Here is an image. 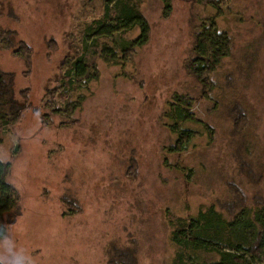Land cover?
Here are the masks:
<instances>
[{
	"label": "rangeland",
	"instance_id": "374dc122",
	"mask_svg": "<svg viewBox=\"0 0 264 264\" xmlns=\"http://www.w3.org/2000/svg\"><path fill=\"white\" fill-rule=\"evenodd\" d=\"M141 1L153 37L125 68L129 78L122 67L94 56L90 44L88 59L96 60L99 77L66 95L71 100L85 96L74 116L78 122L58 125L60 117L45 124L46 87L28 81L31 108L17 123L0 129L9 175L27 187L23 198L38 191L47 195L54 211L39 214L37 201L34 214L21 210L7 216L0 253L8 259L17 248L34 264H105L110 255L123 256L124 251L130 256L118 264H171L178 251L171 239L173 220L195 216L210 205L229 216L240 200L264 203V0L219 1V25L229 32L232 49L211 76L209 93L186 68L197 20L215 12L209 0H174L168 21L160 17L161 0ZM16 6L23 19L15 15L20 22L10 26L13 41L27 38L36 60L33 75L47 70L54 79L61 75L65 55L74 53L73 33L78 36L80 24L104 12V0H16ZM1 12L0 29L18 10L0 0ZM139 33L136 28L125 36L134 39ZM101 42L113 45L109 38ZM14 59L19 65L15 72L31 70L20 57ZM175 91L193 95V111L203 123L187 124L199 132L187 148L183 137L176 150H169L178 135L164 116ZM57 96L55 104L64 105L66 98ZM67 182L73 194L88 199L92 214H59L58 199ZM91 227L92 242L85 243ZM42 234L56 244L49 248ZM75 241L84 243L80 247Z\"/></svg>",
	"mask_w": 264,
	"mask_h": 264
},
{
	"label": "trees",
	"instance_id": "16d2710c",
	"mask_svg": "<svg viewBox=\"0 0 264 264\" xmlns=\"http://www.w3.org/2000/svg\"><path fill=\"white\" fill-rule=\"evenodd\" d=\"M7 1L11 8L18 12L16 14L11 12L6 22L8 26L0 29V53H4L5 56H3V61L0 57V129L3 125L7 127L17 123L31 108L29 106L31 103H27L26 99L29 92L28 81L33 82L35 86L39 85V87L42 81V85L46 87L42 98L44 104L41 107L47 113H44L43 117L45 124L55 123L57 119L60 120V117L62 119L58 125L65 126L72 122H78V118L75 120L74 116L81 108L85 96L81 94L78 96L79 99L71 100L72 96L66 98V95L73 94L77 89H84L99 77L96 60L88 59L89 45L95 47L94 56L99 54L111 66L122 67V75L129 78L130 74L125 72V68L135 62L139 50L148 46L153 37V25L143 11L141 0H104L102 16L83 23V25L80 24L78 36L75 35V32L73 33L76 38L73 44L75 50L73 54L65 55L60 66V77L54 79L50 75L46 76L50 72L47 70L33 75L32 69L36 62L33 57L34 48L26 40L27 38L13 41L10 29L12 24L20 22L15 15L18 14L22 17L23 11L16 6V0ZM161 1L160 17L162 20L168 21L174 14V0ZM219 1H207L215 12L206 16L200 15L197 20L195 32L192 34L191 51L193 54L190 55L191 57L186 63V68L203 86L204 93H209L207 91L212 89L211 76L222 67L223 60L231 54L232 49L229 32L219 25L218 17L222 9ZM2 19L5 18L1 12L0 20L4 22ZM136 28L140 29L139 35L134 39H128L125 36L126 33ZM102 38H109L113 45L102 43ZM99 48H101L100 51ZM18 57L31 67L32 71L29 68L26 72H15L14 68L19 65L14 58ZM47 61L50 64L54 60L51 58ZM30 71L33 76L31 74L29 76ZM35 76L38 77L36 83ZM56 95H58L57 99L66 98L64 105L57 106L55 104ZM194 100L195 98L189 91H175L169 97L164 117L168 120L170 130L178 135L169 150H176L180 138L183 137L187 139V142L183 144V149L187 148L199 133L187 126L190 122L203 123L193 111ZM204 126L208 128V131L212 130L206 123ZM2 143L0 132V237H5L7 234L6 220L9 214L21 210L24 211V214L30 212L34 214L36 209L33 207L37 206V201L40 202L39 214H54V211L49 209V200L45 198L47 195L40 196L38 191L31 197L26 194V199L23 198L27 187L17 184L11 179L9 175L11 162L5 157L3 158ZM65 186L66 193L58 199L59 214L64 216L92 214L91 210L87 208L88 199H83L81 194L79 196L73 194L71 188L74 186H71V183L67 182ZM80 201L83 205L80 204ZM239 203L229 216L217 209L215 205H210L195 216L173 220L171 239L178 251L171 264H264V203L248 205L242 203L241 200ZM87 231V237L90 236V239L85 238V243L92 242L94 228L91 227ZM112 233L113 230L109 229V234ZM45 236L43 235L44 238L41 240L45 241L49 248L56 244L54 242L51 245L48 242V240H52V236L47 235L48 240ZM53 237L56 240L55 236ZM111 239L114 242V238L111 237ZM83 243V241L81 243L75 241L74 245L80 246ZM74 245L72 250L79 251ZM42 249H40V253L43 252ZM123 253L126 255L122 256L118 252L113 256L110 255L111 257L106 258L105 264H118L120 258L130 256V252L123 251ZM0 264H11V259L4 256V258H0Z\"/></svg>",
	"mask_w": 264,
	"mask_h": 264
},
{
	"label": "clouds",
	"instance_id": "9594fccd",
	"mask_svg": "<svg viewBox=\"0 0 264 264\" xmlns=\"http://www.w3.org/2000/svg\"><path fill=\"white\" fill-rule=\"evenodd\" d=\"M7 232V230H6ZM7 242V238H6ZM4 253H0V258H4ZM11 264H34L33 259L30 255L27 254L25 250L17 249L15 255L11 258Z\"/></svg>",
	"mask_w": 264,
	"mask_h": 264
}]
</instances>
